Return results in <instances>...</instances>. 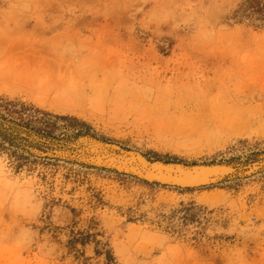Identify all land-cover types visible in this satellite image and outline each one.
I'll use <instances>...</instances> for the list:
<instances>
[{
  "label": "rangeland",
  "instance_id": "1",
  "mask_svg": "<svg viewBox=\"0 0 264 264\" xmlns=\"http://www.w3.org/2000/svg\"><path fill=\"white\" fill-rule=\"evenodd\" d=\"M245 1L0 0V69L50 92L0 81L25 109L0 122V264H264V28L233 17ZM221 167L193 186L145 170Z\"/></svg>",
  "mask_w": 264,
  "mask_h": 264
},
{
  "label": "trees",
  "instance_id": "2",
  "mask_svg": "<svg viewBox=\"0 0 264 264\" xmlns=\"http://www.w3.org/2000/svg\"><path fill=\"white\" fill-rule=\"evenodd\" d=\"M233 17L238 21L242 22L243 20H247L248 24L251 25L254 28H264V0H247L244 3H242L238 9L234 12ZM12 106V107H11ZM14 105L10 104L9 102H3L0 99V122H3L2 119L4 116H12L13 114H19V121L20 123H23V111L25 109H22L20 111L14 110ZM55 119H61L64 121H73L75 123H78V121L74 118H68V117H56ZM80 124V123H78ZM25 125H29L30 129L36 131V132H42L43 134L48 135L50 132H48L46 129L48 127H51L52 124L49 122L44 121L43 125H41L38 128H33L30 123V120H26ZM82 125V123L80 124ZM30 132V131H29ZM34 133V132H33ZM37 134V133H35ZM39 135V134H37Z\"/></svg>",
  "mask_w": 264,
  "mask_h": 264
},
{
  "label": "water",
  "instance_id": "3",
  "mask_svg": "<svg viewBox=\"0 0 264 264\" xmlns=\"http://www.w3.org/2000/svg\"><path fill=\"white\" fill-rule=\"evenodd\" d=\"M146 172L149 173L152 177L156 179H161L165 181H169L170 183L185 185V186H193L200 185L206 179L207 176H215L220 173H230L235 174V170H230L226 168H210L208 170L203 171H188V172H164L157 171L153 169L145 168Z\"/></svg>",
  "mask_w": 264,
  "mask_h": 264
},
{
  "label": "bare ground",
  "instance_id": "4",
  "mask_svg": "<svg viewBox=\"0 0 264 264\" xmlns=\"http://www.w3.org/2000/svg\"><path fill=\"white\" fill-rule=\"evenodd\" d=\"M14 70V71H11ZM25 78H27L24 73L22 71H19L18 69H14V68H1L0 69V81H7L8 82H13L16 84L17 87L19 86H23L24 88L29 89H36L37 91H39L42 94H46L48 92V88L45 87H40L35 81L34 79H28L25 81ZM3 83V82H2ZM8 85V84H7ZM12 85V84H10ZM47 85V84H45ZM51 87V86H50ZM49 87V89H50ZM8 88V87H7ZM1 89V88H0ZM25 90V89H23ZM28 91V90H27ZM32 91V90H31ZM50 92H48L49 94ZM53 93V92H52ZM33 95V94H32ZM66 95V94H65ZM40 97V96H39ZM43 97V96H42ZM37 98V96H36ZM54 102V101H53ZM57 103V102H56ZM125 161V160H124ZM125 166V165H124ZM224 166V165H223ZM123 167V166H122ZM222 168V167H221ZM124 169V168H123ZM230 169V168H228ZM147 173V172H146Z\"/></svg>",
  "mask_w": 264,
  "mask_h": 264
}]
</instances>
